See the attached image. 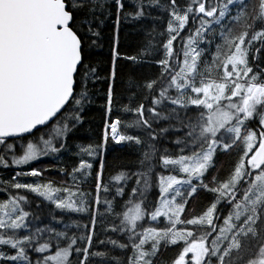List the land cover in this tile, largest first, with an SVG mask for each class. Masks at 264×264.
<instances>
[{
  "label": "snow or ice",
  "instance_id": "6c2138e0",
  "mask_svg": "<svg viewBox=\"0 0 264 264\" xmlns=\"http://www.w3.org/2000/svg\"><path fill=\"white\" fill-rule=\"evenodd\" d=\"M0 171V264H264V0H0Z\"/></svg>",
  "mask_w": 264,
  "mask_h": 264
},
{
  "label": "trees",
  "instance_id": "16d2710c",
  "mask_svg": "<svg viewBox=\"0 0 264 264\" xmlns=\"http://www.w3.org/2000/svg\"><path fill=\"white\" fill-rule=\"evenodd\" d=\"M187 33H185L186 35ZM139 36L135 33L130 32L129 30H125L122 33L121 36V52L122 54L127 53V54H133L136 44L139 42ZM222 43V42H221ZM181 44L179 42L176 43V48H180ZM215 53V45L213 46V51L210 52V56L214 55ZM227 55V50L223 49L222 53H221V63L223 62V58L224 56ZM109 56V49L107 44L105 45V47L100 51L98 59H100L101 61H107ZM121 64L123 65V71L127 72L131 70V66L130 63L126 64L125 62H121ZM106 64L102 63L101 64V68H105ZM211 71H213V75H215V66L213 65L211 69H209ZM137 71H149V69H137ZM220 71L222 72V68L220 69ZM103 75V71L101 73ZM101 87H103V85H101ZM92 116V124H91V132L95 133V132H99L101 126H102V117H103V113L102 110L99 107H96L92 110L91 113ZM87 127V126H86ZM22 150H26V146L25 145H20ZM231 157L230 156H221L218 159V163H217V168L213 170L212 174H219V176L223 179L226 178V172L227 169L229 168ZM65 163L70 164L71 160L68 157H65ZM24 168V170H29L27 166H22ZM31 167L36 168L37 170L39 169H46V171H44L43 173V179L41 180L39 177H27L24 179L23 182H34V183H46L48 180H59L60 176L58 175V173L55 171V167L56 165L53 163V161L51 159L45 158V159H41L39 160V162H33ZM48 169H51L50 171H48ZM19 170V169H17ZM12 174L11 171H0V176H7ZM59 185H57L58 187ZM40 198H37V202H39ZM212 202L211 200V195L207 192L201 191L200 193H198L196 195V197L194 199L190 200L189 203V213L191 212H196L199 213L203 208H205L208 204H210ZM45 205H47V202H45ZM44 211H47V207L45 206ZM188 218H191V216L189 215ZM46 219V217H45ZM163 218H158V220L156 222H151L149 221L148 223L145 224V226H156L161 224ZM219 223H222V221H220ZM179 249L175 248V247H169L167 250L162 251L161 254V258H171L175 255V253L178 251Z\"/></svg>",
  "mask_w": 264,
  "mask_h": 264
}]
</instances>
